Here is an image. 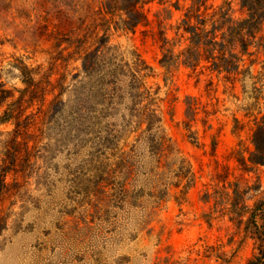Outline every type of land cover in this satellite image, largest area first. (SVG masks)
Masks as SVG:
<instances>
[{
  "label": "rangeland",
  "instance_id": "1",
  "mask_svg": "<svg viewBox=\"0 0 264 264\" xmlns=\"http://www.w3.org/2000/svg\"><path fill=\"white\" fill-rule=\"evenodd\" d=\"M103 1L0 0V264H244L264 248V0H149L133 31ZM213 22L234 35L209 57Z\"/></svg>",
  "mask_w": 264,
  "mask_h": 264
},
{
  "label": "trees",
  "instance_id": "2",
  "mask_svg": "<svg viewBox=\"0 0 264 264\" xmlns=\"http://www.w3.org/2000/svg\"><path fill=\"white\" fill-rule=\"evenodd\" d=\"M149 0H106L103 1L100 5V12L103 13H110V14H116L117 11H120L121 14L119 15V19L117 21V24L115 23L114 27L115 29H122L127 31H133L135 27L138 24L147 23L148 18L146 13L143 11L142 6L145 4V2H148ZM193 5H190L189 8L184 13V18L181 20L182 24H184V32H188L189 36L187 39L189 40V44L187 45V48L185 49V53L188 57H190V50L191 46L194 44H197L199 41L198 38V32L197 27L193 26L191 23V17L193 13L192 9ZM227 22H233L231 17L226 19ZM229 30V31H228ZM210 34L207 35L206 38V51L208 53V56H214L215 52L223 51L225 50L229 44L228 38L233 36L232 29H229V27L226 28L224 31L222 28H218V25L216 22H213L211 25V29L208 30ZM195 38H198V40H195ZM163 43H168L170 45V41H168L166 38H162ZM166 53L163 54V57L161 58L160 62L163 63V65H166L170 63L174 59L173 51L170 49L169 46H167ZM165 57V59H163ZM141 61V59L139 58ZM143 62V61H142ZM144 63V62H143ZM186 63V62H184ZM146 74H142V78L145 77ZM3 93L5 94L4 89V83L1 79L0 74V101L4 97ZM185 105H186V115H194L196 111V104L194 102V97L191 95H187L185 97ZM11 114L4 112V115L0 117L1 121H6L9 119ZM258 133L254 132V138L253 143L255 145L256 150L263 149L264 148V136H262V140H258ZM261 159H264V156H261ZM263 234H261V238L264 239V228H263ZM260 235V234H259ZM244 264H264V248H260L258 253L254 254L252 257H250Z\"/></svg>",
  "mask_w": 264,
  "mask_h": 264
}]
</instances>
